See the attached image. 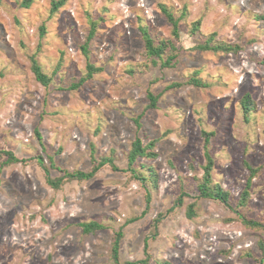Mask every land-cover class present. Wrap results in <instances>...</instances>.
Instances as JSON below:
<instances>
[{"label":"rangeland","instance_id":"374dc122","mask_svg":"<svg viewBox=\"0 0 264 264\" xmlns=\"http://www.w3.org/2000/svg\"><path fill=\"white\" fill-rule=\"evenodd\" d=\"M52 1L0 0V264H115L121 227L119 263L143 259L147 238V264H264V0H63L50 13ZM141 30L167 41L161 59L147 55ZM206 42L222 48H195ZM87 63L97 71L71 88ZM135 137L147 155L128 165ZM206 152L227 205L194 199ZM91 157L117 170L46 183L90 171ZM245 163L256 171L239 205ZM90 221L104 228L83 233Z\"/></svg>","mask_w":264,"mask_h":264},{"label":"trees","instance_id":"16d2710c","mask_svg":"<svg viewBox=\"0 0 264 264\" xmlns=\"http://www.w3.org/2000/svg\"><path fill=\"white\" fill-rule=\"evenodd\" d=\"M30 0H24L23 5L27 6L29 4ZM63 2V0H59L57 2L52 1L51 2V6H50V13H53L57 7ZM163 13L165 14L166 18L168 19V21L170 22V25L172 27V35L174 37H177V20H174L171 15L167 12H165L164 9ZM93 32V26H90V34ZM141 35H142V39H143V44H144V48L145 51L147 53L148 56H154L157 57L159 59H161V54L164 51V48L167 45V41H160L157 45H154L153 41L150 39V37L147 35V33L144 30H141ZM87 44L84 43L81 48L82 50L85 52L87 49ZM196 49L199 50H218L221 49L222 47H218V46H209V43L206 42L204 45H197L195 46ZM229 49V48H227ZM230 50H233L230 49ZM234 51V50H233ZM86 53V52H85ZM172 60V57H166L164 59V61H162L163 65H168L170 63V61ZM30 64H31V68H32V72L35 76V79L43 86H46L48 83V77H46V75H44L39 67L37 66L35 60L33 58L30 59ZM97 70L94 68L93 65L87 63L86 64V73L85 75L78 79L79 81H77L76 83L70 85L71 88H76L77 86L81 85L83 82H85L86 79L90 78L92 76L93 73H95ZM188 82H190L191 84L194 85H200V83L198 81H195L194 79H189L187 80ZM178 84H175V86H177ZM146 98L149 101L148 107H153L155 106V103L157 101L158 96L157 95H153L149 92L146 93ZM247 103H243L242 105V109H243V113L247 114L248 112V107L246 105ZM139 116L136 117L133 121L136 125V127H139ZM264 122V120H263ZM263 130H264V126H263ZM38 131L34 130V134L36 136V138L39 140L40 136H38ZM152 143H150L149 145H151ZM147 150L148 147L146 145H142V142L140 140L139 137H135L134 140L131 142V146H130V150L128 152V165L132 164L137 158L143 157L147 155ZM1 154H4L6 156V163H11V162H18L19 160H17L11 152L8 151H1ZM38 162L41 166L42 165V160L40 157H37ZM92 163H94V165L92 166L91 170L88 172H82V171H75V172H64L63 177L58 178L57 180H51L48 176H46L45 181L46 183L56 189L62 182L63 179H75V180H85V179H89L91 178L99 168H101L103 165L108 164L112 170H117V168L113 165L112 160L108 157H103L101 158L97 163L95 162V160L93 159V157H91ZM21 161V160H20ZM211 165H212V159L209 156V154L206 152L205 153V165H203L202 167V176H201V180L197 185V192L198 193L194 199H198V198H205V199H211V200H217L225 205H227L228 203V193H226L225 191L221 190L218 186L216 185H211L210 184V177H209V173L211 170ZM245 168L248 171L249 175L246 178V181L244 183L243 189L240 192V199H239V205H242L246 202V199L248 197V190L251 186V180L255 174L256 169L252 168L249 164L245 163ZM133 178H135L136 180H139L142 184L145 182L146 178L138 173L135 169L132 168H128L126 169ZM46 172V171H45ZM145 195H144V201H145V208L143 209L141 215H144L147 210H148V206H149V202H150V193L148 192V190L145 188L144 189ZM180 194L178 195L174 205H181L182 203V198H183V191L179 192ZM195 206V203H192L190 205V207L186 210V216L187 218H191L193 216V207ZM172 208L168 209L171 210ZM138 218L134 217L132 219H128L126 221L125 224H128L130 222H133L135 220H137ZM242 221L245 225L247 226H253L256 228H260L262 227V225L260 223L248 220V219H244L242 218ZM159 222V218L154 220V226L157 225V223ZM78 226L81 228V231L83 233H91V232H95L98 230H102L104 227L103 225H101L98 222H94V221H90V222H83V223H79ZM154 237V235H152ZM123 237V232H122V227L119 228L115 233H114V237L112 240V245H111V250H110V256L112 261L115 264H147L148 260H149V254L147 252V238L144 242V249H143V254H144V258L140 259V260H136V261H126L124 263H119L118 261V247L120 244V240Z\"/></svg>","mask_w":264,"mask_h":264}]
</instances>
